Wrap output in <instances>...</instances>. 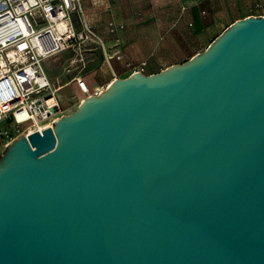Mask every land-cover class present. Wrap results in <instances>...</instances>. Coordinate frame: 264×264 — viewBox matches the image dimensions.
Here are the masks:
<instances>
[{"label": "water", "instance_id": "95a60500", "mask_svg": "<svg viewBox=\"0 0 264 264\" xmlns=\"http://www.w3.org/2000/svg\"><path fill=\"white\" fill-rule=\"evenodd\" d=\"M0 264H264V15L9 144Z\"/></svg>", "mask_w": 264, "mask_h": 264}, {"label": "rangeland", "instance_id": "374dc122", "mask_svg": "<svg viewBox=\"0 0 264 264\" xmlns=\"http://www.w3.org/2000/svg\"><path fill=\"white\" fill-rule=\"evenodd\" d=\"M263 15L264 0H78L73 24L82 33L91 23L97 39L84 37L74 48L50 56L45 69L55 87L83 76L95 86L92 93L99 92L141 63L146 75L185 63L235 21ZM57 96L65 115L82 99L73 84Z\"/></svg>", "mask_w": 264, "mask_h": 264}, {"label": "built area", "instance_id": "2783aa9c", "mask_svg": "<svg viewBox=\"0 0 264 264\" xmlns=\"http://www.w3.org/2000/svg\"><path fill=\"white\" fill-rule=\"evenodd\" d=\"M77 9L78 0H0L1 151L23 134L53 127L65 115L59 86L49 79L45 61L74 48L84 37L97 38L89 23L78 33L72 19ZM145 65L133 72L143 73ZM72 82L84 96L81 102L99 94L92 93L83 76Z\"/></svg>", "mask_w": 264, "mask_h": 264}, {"label": "bare ground", "instance_id": "6f19581e", "mask_svg": "<svg viewBox=\"0 0 264 264\" xmlns=\"http://www.w3.org/2000/svg\"><path fill=\"white\" fill-rule=\"evenodd\" d=\"M65 24H63V26H64ZM113 82V81H112ZM112 82H110V84L112 83ZM73 83L72 82H69V83H67L66 85H60L59 86V89H58V91H61V90H63L65 87H68V86H70V85H72ZM109 84V85H110ZM92 86H94L93 84H91ZM95 87V86H94ZM101 91H99V93H100ZM81 94V93H80ZM81 96H82V99L84 98V96L81 94Z\"/></svg>", "mask_w": 264, "mask_h": 264}, {"label": "crops", "instance_id": "0c3cea01", "mask_svg": "<svg viewBox=\"0 0 264 264\" xmlns=\"http://www.w3.org/2000/svg\"><path fill=\"white\" fill-rule=\"evenodd\" d=\"M89 24L92 26V29L94 30V32H95V34H96V31H95L93 25H92L91 23H89ZM96 37H97V34H96ZM96 39H97V38H96ZM96 39H91V40H92V41H95ZM86 81H87L88 85L90 86V88L92 89V86H91V84L89 83V81H88V80H86ZM72 83H73L74 86H76L77 90H79L77 84H76L75 82H72ZM65 85H66V84H65ZM79 92H80V90H79ZM80 93H81V92H80ZM94 93H95V92H94Z\"/></svg>", "mask_w": 264, "mask_h": 264}]
</instances>
